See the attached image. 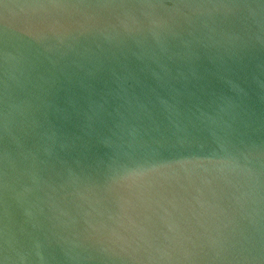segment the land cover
Wrapping results in <instances>:
<instances>
[{"label":"water","instance_id":"obj_1","mask_svg":"<svg viewBox=\"0 0 264 264\" xmlns=\"http://www.w3.org/2000/svg\"><path fill=\"white\" fill-rule=\"evenodd\" d=\"M216 169L219 206L125 211ZM130 230L264 264V0H0V264H134Z\"/></svg>","mask_w":264,"mask_h":264},{"label":"clouds","instance_id":"obj_2","mask_svg":"<svg viewBox=\"0 0 264 264\" xmlns=\"http://www.w3.org/2000/svg\"><path fill=\"white\" fill-rule=\"evenodd\" d=\"M225 177L221 170L208 171L206 175L192 174L183 180L177 179L174 182H160L145 177H139L136 182L135 199L127 201L128 210H135L137 207L145 205H156L163 207L165 205H175L179 202L199 204L201 206H219L217 202L218 192H222L219 184ZM226 226V225H225ZM146 232V229H141ZM143 237L138 235L135 230H130V235L120 236L115 233L99 239L101 245H107V250H113L118 247L120 252L125 253L134 264H180L182 260L188 257L183 256L178 250L162 254L161 243L148 244L147 247H141L140 240ZM214 260H227L223 255L224 241L222 234L213 238L211 247ZM195 259H202L197 255Z\"/></svg>","mask_w":264,"mask_h":264}]
</instances>
